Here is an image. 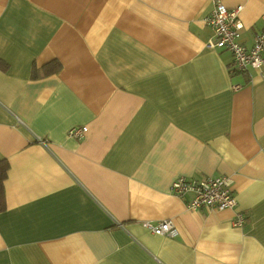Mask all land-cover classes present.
Returning a JSON list of instances; mask_svg holds the SVG:
<instances>
[{
	"label": "crops",
	"instance_id": "0c3cea01",
	"mask_svg": "<svg viewBox=\"0 0 264 264\" xmlns=\"http://www.w3.org/2000/svg\"><path fill=\"white\" fill-rule=\"evenodd\" d=\"M215 1L250 46L264 0H0V264H264V68L208 45ZM219 175L233 209L169 190Z\"/></svg>",
	"mask_w": 264,
	"mask_h": 264
},
{
	"label": "built area",
	"instance_id": "2783aa9c",
	"mask_svg": "<svg viewBox=\"0 0 264 264\" xmlns=\"http://www.w3.org/2000/svg\"><path fill=\"white\" fill-rule=\"evenodd\" d=\"M241 7L227 8L221 2L215 1L211 12L205 17V22L213 31V39L208 43L210 47H217L229 51L232 55V67L237 72L249 69L264 68V30L258 33L250 46L240 42L243 25L239 19ZM238 88V85L234 86ZM87 130L86 126H72L67 135L81 138ZM232 180L228 176L219 175L206 178H192L178 176L170 183L172 194L182 198L188 197L185 206L190 210L199 208L233 209L236 206L232 188ZM246 218L242 212H236L232 221L235 226H242ZM143 226L151 233L170 238L178 234L172 219L160 221H144Z\"/></svg>",
	"mask_w": 264,
	"mask_h": 264
},
{
	"label": "trees",
	"instance_id": "16d2710c",
	"mask_svg": "<svg viewBox=\"0 0 264 264\" xmlns=\"http://www.w3.org/2000/svg\"><path fill=\"white\" fill-rule=\"evenodd\" d=\"M60 64L57 61H51L43 65L40 69L35 66L30 70L31 78H36L41 75H48L59 70ZM7 163L5 160H0V211L4 209V193H3V181L6 177Z\"/></svg>",
	"mask_w": 264,
	"mask_h": 264
}]
</instances>
